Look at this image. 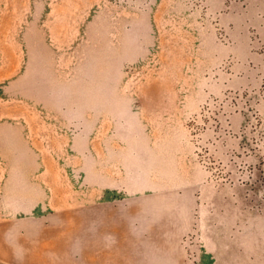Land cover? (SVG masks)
Segmentation results:
<instances>
[{"label":"rangeland","instance_id":"obj_1","mask_svg":"<svg viewBox=\"0 0 264 264\" xmlns=\"http://www.w3.org/2000/svg\"><path fill=\"white\" fill-rule=\"evenodd\" d=\"M172 193L264 213V0H0V217L87 245Z\"/></svg>","mask_w":264,"mask_h":264},{"label":"crops","instance_id":"obj_2","mask_svg":"<svg viewBox=\"0 0 264 264\" xmlns=\"http://www.w3.org/2000/svg\"><path fill=\"white\" fill-rule=\"evenodd\" d=\"M199 183L202 187L205 181L201 178ZM190 189L195 191L194 184ZM166 196L159 197L162 204L153 207L152 215L143 203L131 209L137 215L132 225L124 207H116L114 213L105 210L103 226L89 225L87 245L79 229L66 236L64 227L48 224L42 214L3 215L0 264H82V260L87 264H188L182 239L192 230L200 236L198 264H262L264 252L258 250L264 251V213L225 211L219 205L213 209L207 195L201 199L193 193ZM193 200L203 203L194 211L195 221L192 203L188 212L178 206V201Z\"/></svg>","mask_w":264,"mask_h":264}]
</instances>
